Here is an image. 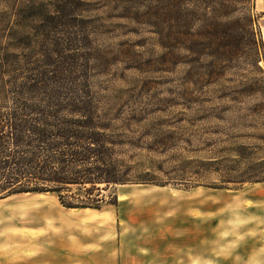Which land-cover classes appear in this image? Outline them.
I'll return each instance as SVG.
<instances>
[{"label": "rangeland", "instance_id": "obj_1", "mask_svg": "<svg viewBox=\"0 0 264 264\" xmlns=\"http://www.w3.org/2000/svg\"><path fill=\"white\" fill-rule=\"evenodd\" d=\"M29 1L0 0V24L16 23L11 10ZM71 1L84 22L76 29L88 47L78 52L94 66V88L139 98L137 104L121 103L118 122L150 131L147 142L171 136L164 152L131 151L136 160L152 163L154 181L161 185H119L102 191L106 200L116 194V203L76 210L50 192L4 197L0 249H19L22 238L43 233L53 247L108 251L84 257L91 264H264V108L257 107L264 101V55L259 67L248 50L232 60H189V52L172 60L165 48L171 31L154 27L149 23L154 18L144 15L155 0H133L131 10L123 0ZM35 2L53 6L54 0ZM227 5L232 9V1ZM204 7L203 0L182 1L187 20L182 45L200 37ZM30 12L28 34L0 27V60H45L54 54L57 35L32 29L43 11ZM252 13L264 48V5L256 9L254 1ZM76 29H64V36ZM70 53L65 51V60ZM52 58L61 60L59 54ZM252 90L257 93L251 96Z\"/></svg>", "mask_w": 264, "mask_h": 264}, {"label": "trees", "instance_id": "obj_2", "mask_svg": "<svg viewBox=\"0 0 264 264\" xmlns=\"http://www.w3.org/2000/svg\"><path fill=\"white\" fill-rule=\"evenodd\" d=\"M35 1L24 4L23 9L13 8L12 14L19 20L0 27L26 34L29 21H25L38 8L43 11L41 22L31 28L55 32L53 52L61 60H52L54 54L46 55L45 60H0V199L17 193L50 192L67 208H100L102 202H117L116 194L106 200L103 190L125 184L161 185L154 181L152 163L136 160L131 151L164 152L171 145V136L147 142L143 139L150 131L138 132L131 122H118L121 103L137 104L139 98L121 91L109 95L94 88V66L89 60H80L83 55L78 52L88 47L87 37L76 29L85 27L76 13L78 5L71 0H54L53 6ZM123 1L129 4L126 10H131L133 0ZM182 1L155 0L144 12L147 19L154 18L151 25L171 31V38L167 37L171 42L165 46L169 58L183 60L189 52V60H232L248 50L258 66L264 48L252 13L255 0H203L201 34L189 46L180 42V31L187 22ZM72 27L76 30L64 36L63 30ZM66 50L71 52L70 60H65ZM256 93L252 90L249 95ZM115 104L120 107L114 109ZM258 106L264 108V101ZM148 111L144 110L153 112Z\"/></svg>", "mask_w": 264, "mask_h": 264}, {"label": "crops", "instance_id": "obj_3", "mask_svg": "<svg viewBox=\"0 0 264 264\" xmlns=\"http://www.w3.org/2000/svg\"><path fill=\"white\" fill-rule=\"evenodd\" d=\"M258 5H264V0H255L256 9ZM48 237L46 234L37 233L35 239L22 238V247L19 249H0V264H91L84 257L104 256L108 253L102 249L53 247L47 243ZM61 240L58 238L59 242ZM64 241L65 244L69 243L66 239Z\"/></svg>", "mask_w": 264, "mask_h": 264}, {"label": "bare ground", "instance_id": "obj_4", "mask_svg": "<svg viewBox=\"0 0 264 264\" xmlns=\"http://www.w3.org/2000/svg\"><path fill=\"white\" fill-rule=\"evenodd\" d=\"M74 210L78 209V208H73Z\"/></svg>", "mask_w": 264, "mask_h": 264}]
</instances>
